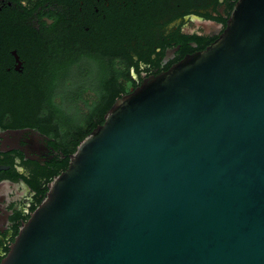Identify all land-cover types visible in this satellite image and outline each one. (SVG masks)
I'll list each match as a JSON object with an SVG mask.
<instances>
[{"label": "water", "instance_id": "water-1", "mask_svg": "<svg viewBox=\"0 0 264 264\" xmlns=\"http://www.w3.org/2000/svg\"><path fill=\"white\" fill-rule=\"evenodd\" d=\"M0 264H264V0L118 99Z\"/></svg>", "mask_w": 264, "mask_h": 264}, {"label": "flooded vegetation", "instance_id": "flooded-vegetation-1", "mask_svg": "<svg viewBox=\"0 0 264 264\" xmlns=\"http://www.w3.org/2000/svg\"><path fill=\"white\" fill-rule=\"evenodd\" d=\"M237 2L0 0V79L29 78L58 53L77 58L103 46L113 58L111 31L120 29L127 95L217 41ZM56 134L47 122L22 121L19 106L0 105V263L47 194L54 165L69 158Z\"/></svg>", "mask_w": 264, "mask_h": 264}, {"label": "trees", "instance_id": "trees-1", "mask_svg": "<svg viewBox=\"0 0 264 264\" xmlns=\"http://www.w3.org/2000/svg\"><path fill=\"white\" fill-rule=\"evenodd\" d=\"M111 34L114 38L110 41L117 46L113 58L103 46L96 54L84 53L77 58L58 53L54 59L43 62L29 78L0 79V105L19 106L22 121L52 125L62 150L70 156L104 123L107 112L127 93L124 84L127 75L120 69L124 54L119 48L126 33L116 29ZM68 166L69 158L55 164L49 182Z\"/></svg>", "mask_w": 264, "mask_h": 264}]
</instances>
